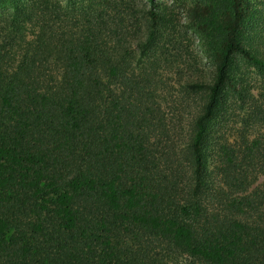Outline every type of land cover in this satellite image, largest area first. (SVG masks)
<instances>
[{
  "label": "trees",
  "instance_id": "obj_1",
  "mask_svg": "<svg viewBox=\"0 0 264 264\" xmlns=\"http://www.w3.org/2000/svg\"><path fill=\"white\" fill-rule=\"evenodd\" d=\"M262 44L264 0H0V264H264Z\"/></svg>",
  "mask_w": 264,
  "mask_h": 264
},
{
  "label": "rangeland",
  "instance_id": "obj_2",
  "mask_svg": "<svg viewBox=\"0 0 264 264\" xmlns=\"http://www.w3.org/2000/svg\"><path fill=\"white\" fill-rule=\"evenodd\" d=\"M161 1H163L164 3L171 2V0ZM177 11H179V9ZM181 47H185L186 49H188L189 54L192 56V58H194L193 60L199 62L200 59L201 63L203 64L201 65V68L206 71V63L209 62V60L204 54L203 49L199 46V40L196 35L188 32L187 37L184 40V44ZM259 51L264 54V44L259 46ZM239 71L244 75L246 81L249 82L252 87L257 89H253V93H257V91L258 93H264V71L259 72L256 69L245 66L242 63L239 66ZM226 101L227 104L229 103L233 114L230 120H228L227 124L224 126V135L228 138H231L237 136L240 132H242V128H246L245 131L247 135H250V137L261 135L264 141V121L257 122L256 124H249L251 125L250 128H248L249 126L247 127V125H245L248 123L246 120V116L250 114L251 107L248 104L241 107L236 97L232 99L227 98ZM258 105L264 112V105H262L261 103H258ZM164 258L168 264H188L189 262V259L186 256L171 251L165 252Z\"/></svg>",
  "mask_w": 264,
  "mask_h": 264
}]
</instances>
